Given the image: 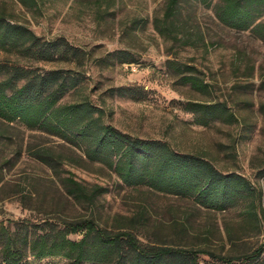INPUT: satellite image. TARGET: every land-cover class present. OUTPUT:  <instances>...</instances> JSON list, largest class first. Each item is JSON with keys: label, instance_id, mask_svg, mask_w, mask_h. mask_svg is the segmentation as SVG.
<instances>
[{"label": "rangeland", "instance_id": "obj_1", "mask_svg": "<svg viewBox=\"0 0 264 264\" xmlns=\"http://www.w3.org/2000/svg\"><path fill=\"white\" fill-rule=\"evenodd\" d=\"M22 1L0 0V16L45 41H67L86 62L34 63L0 52L1 65L73 70L82 77L81 89L62 104L86 99L120 133L203 157L224 175L244 177L254 191L210 208L192 198L129 188L83 151L0 120V234L22 236L28 229L51 236L93 221L109 234L132 233L147 251H182L188 264H264V40L252 30L222 25L219 0H178L175 8L172 0ZM120 51L135 62L120 64ZM184 67L207 88L184 84ZM118 88H132L137 99L111 93ZM190 102L224 104L234 120L203 127L185 110ZM38 152L50 156L52 166L39 161ZM66 179L89 193L97 187L105 192L94 203L77 201ZM84 233L68 239L80 241ZM27 262L71 264L62 257L29 256Z\"/></svg>", "mask_w": 264, "mask_h": 264}, {"label": "trees", "instance_id": "obj_2", "mask_svg": "<svg viewBox=\"0 0 264 264\" xmlns=\"http://www.w3.org/2000/svg\"><path fill=\"white\" fill-rule=\"evenodd\" d=\"M197 1L206 4L210 0ZM22 2L26 4L27 0ZM178 4V0L171 2L172 8ZM262 16L264 0H219L216 6V17L222 25L238 31L252 30L264 40V23L259 22ZM0 52L34 63L63 62L76 67L82 66L87 58L67 41H45L5 16H0ZM116 55L120 64L135 62L127 52ZM185 73V67L180 69L184 84L200 91L207 88L202 80ZM82 82V77L73 70L39 73L22 65L0 64V120L8 124L18 122L83 151L90 162L106 166L129 188L146 187L173 197L192 198L210 208H223L226 201L253 193L244 177L224 175L203 157L175 152L161 141L133 139L120 133L106 125L104 112L86 99L62 104L67 94L81 89ZM111 93L137 99L132 88L113 89ZM185 110L203 127L217 120H234L224 104L190 102ZM35 157L52 166V158L47 154L38 152ZM66 181L68 193L77 201L94 203L97 195L105 192L97 187V191L89 193L80 183ZM80 231L85 232L80 241L68 239L70 234ZM53 234L37 235L28 229L22 236L0 234V264H28L29 256L36 260L62 257L71 264H127V258L130 264L189 263L182 251L168 248L147 251L132 233L109 234L93 221Z\"/></svg>", "mask_w": 264, "mask_h": 264}]
</instances>
